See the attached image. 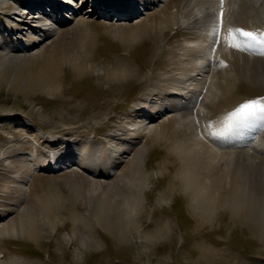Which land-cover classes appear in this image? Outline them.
Listing matches in <instances>:
<instances>
[{"label":"rangeland","instance_id":"1","mask_svg":"<svg viewBox=\"0 0 264 264\" xmlns=\"http://www.w3.org/2000/svg\"><path fill=\"white\" fill-rule=\"evenodd\" d=\"M84 1L69 0L76 7L57 15L41 12L54 30L23 51L34 56L15 68L3 57L8 48L34 43L44 30L20 26V0H0V264H264V206L258 216L235 208L223 175L211 183L213 203L198 206L179 155L193 127L160 105L203 101L211 124L203 129L219 140L238 128L233 112L264 98V68L240 64L245 42L228 20L198 39L187 24L199 8L191 0H144L133 18ZM236 28L253 34L249 45L264 40V18L242 15ZM205 59L228 74L224 88L213 95L193 85L182 99L168 90L170 78ZM141 102L153 109L147 134L131 131ZM70 150L77 154L72 166L54 172L50 154L67 160ZM104 160L111 167L102 169ZM134 168L144 171V206L114 211L103 192L112 187L124 201ZM23 219L30 228L7 229Z\"/></svg>","mask_w":264,"mask_h":264},{"label":"bare ground","instance_id":"2","mask_svg":"<svg viewBox=\"0 0 264 264\" xmlns=\"http://www.w3.org/2000/svg\"><path fill=\"white\" fill-rule=\"evenodd\" d=\"M35 1L36 0H20L22 3H30L32 7H36L38 11L34 12L32 10L28 11L23 16L20 15L19 18L22 20L21 23L23 24H19L21 27H28V30L33 28H35V30H44V34L42 33L43 35L41 36L38 35L37 38L34 39V43L30 42L24 47L8 48L6 55L3 57L6 56V60L10 66L15 65L12 66L15 68H20L17 67L18 65H25L26 62L34 56L33 53H22L23 51L32 50L40 46L46 37L51 36L52 31L54 30L53 25L55 22H44V17L40 14L48 9L45 4L51 7L52 10L50 9V11L54 13L53 15L62 13L68 8L73 9L76 7L75 5L73 7L71 3H65L69 0H53V2L49 0H40L41 7H37V2L33 4ZM86 1L88 0H85L84 3ZM91 1H94L95 3L93 10L97 9L104 13L105 8L108 9L107 12H112L113 9L123 14H127L128 17L132 16V18L138 14L140 11L138 6L142 4L140 3V0L137 2L127 1V3L125 2L123 4L118 3L119 0H112L111 2H108V0ZM153 2H155V0ZM191 3L199 6V8L196 14L188 20L187 24L188 28H193L196 32L201 33L198 39H202V36L205 37L211 33L210 30H212V28L214 30V27L218 26L216 21H219L221 18L223 20H228L230 28H232V33L238 34L240 40L243 41V43L245 42L244 44L241 43L239 51L240 64L249 71L257 70L260 67L264 68V40L255 39L252 41L251 45H249L251 42L250 38L242 35V30L236 28V22L242 15L251 16L252 19L264 18V0H191ZM25 9L27 11V8ZM33 21L36 22V25L31 23ZM139 25L143 24L140 23ZM142 30L143 29L139 28L137 33H142ZM193 37L194 35L192 38ZM20 38H23V35H21ZM192 38L190 39L191 41L196 40ZM23 44H25V42H23ZM197 47L199 48V43H194L191 49L194 50V48ZM15 50L17 52L12 54ZM198 52L199 55L204 53L201 49ZM190 53H188V55H190ZM195 54L197 55V53ZM188 55H186V58ZM193 55L190 57H193ZM205 55L207 56L206 53ZM207 61L208 60L206 59L200 62L198 61L191 65V67L194 65L192 68H189V66L188 68H185L186 70H180V72L176 74L177 76L173 77V79L170 78V80L166 82L170 84L168 90L171 91L173 95L179 93L180 98L182 99L190 94L186 92L191 91L193 85L195 88V85L204 84L207 91H210L213 95L216 94L218 90L224 88L228 83V74L222 70L215 59H212V65H209ZM206 67H209L208 72ZM201 69L203 73L200 74L198 70ZM223 77L225 80H222ZM212 85L216 87L214 88ZM199 93L203 95L206 92L201 91ZM184 102L178 103L176 106H171L170 102V104L163 102L160 105L162 108H170L178 111L180 122L184 123L188 129L193 127V129L186 134V137L188 138L187 142L184 141L185 144L179 149V155L184 162L185 169H188L185 182L189 193L194 197L198 206L201 208L204 204L208 205L209 203H213L214 198L209 197L212 196L211 186L212 184H215V180L220 175H223L230 184V187L225 185L226 188L231 189V199H229V202L235 204V208L238 207L242 211L250 209L249 211H251L252 216H258L261 213L259 206H264V114H256L259 108H255L250 113L238 117L237 120L230 122L232 127L234 123L237 122L238 128L229 129V132L231 133L229 136L216 140L213 131H208L206 133L203 129V126H211L206 111L207 104L203 103V101H198L199 104H184ZM157 105L160 106L159 104H156V108ZM151 111L137 106L133 111V113L135 112V115H137L135 118H137L138 122L137 126L134 128L137 130L131 131L137 132L142 130L147 134L149 132L148 130L151 129L150 124L154 121V115L150 114ZM261 112L262 111H260V113ZM255 115L259 116L255 117ZM149 119L153 120L149 122ZM144 126L147 129H144ZM195 126H197L196 129L194 128ZM162 132L163 130L161 133ZM162 138L163 137H161V139ZM57 151H63V149H58ZM75 153L72 152V150L67 151V160L73 162V159L77 157V154ZM111 157L114 158L115 155ZM110 164V161L104 160V165H101L102 169L111 167ZM126 178V182L129 186L126 188V183L124 184V201H121V193H117L112 187L108 188L107 191H104L102 197L114 200L116 203L114 208H112L114 211L120 213L128 212L132 214L133 210L138 209L141 205L144 206L145 198L142 197V193L145 189L144 171L141 168H134L128 175H126ZM138 182L140 184H138ZM250 190L252 191L251 193ZM215 194L219 195L220 193L216 192ZM30 226L31 223L28 225L27 221L24 219L21 221L15 220L11 225L7 226V229H11L14 233H18L21 230L30 228Z\"/></svg>","mask_w":264,"mask_h":264},{"label":"snow or ice","instance_id":"3","mask_svg":"<svg viewBox=\"0 0 264 264\" xmlns=\"http://www.w3.org/2000/svg\"><path fill=\"white\" fill-rule=\"evenodd\" d=\"M242 35L251 37L253 34L251 32L242 31ZM259 108L261 111H264V98H261L260 101H251L241 105L235 112L231 115L232 117H240L250 113L253 109Z\"/></svg>","mask_w":264,"mask_h":264}]
</instances>
